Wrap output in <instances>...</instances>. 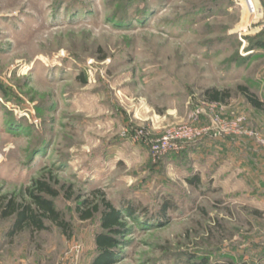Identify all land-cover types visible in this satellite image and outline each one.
I'll return each mask as SVG.
<instances>
[{
  "label": "rangeland",
  "instance_id": "rangeland-1",
  "mask_svg": "<svg viewBox=\"0 0 264 264\" xmlns=\"http://www.w3.org/2000/svg\"><path fill=\"white\" fill-rule=\"evenodd\" d=\"M254 21L234 0H0V201L47 179L70 224L11 238L0 215V264H91L104 200L114 264H264V110L237 89L264 101ZM186 123L211 130L155 155Z\"/></svg>",
  "mask_w": 264,
  "mask_h": 264
},
{
  "label": "trees",
  "instance_id": "trees-1",
  "mask_svg": "<svg viewBox=\"0 0 264 264\" xmlns=\"http://www.w3.org/2000/svg\"><path fill=\"white\" fill-rule=\"evenodd\" d=\"M264 47V42H258L256 45L249 46L250 50L254 48ZM238 92L243 95L246 100L256 109L264 110V101L258 94L251 90L248 85L240 84L237 87ZM208 99L214 102H221L225 98L230 97L228 90L218 88H210L206 90ZM190 183L198 184L199 177L195 176L189 179ZM59 195V190L55 189L47 179H37L33 181L32 188L29 189V201H20L13 197H5L0 201V215L3 218H14L12 227L7 231V235L11 238L16 233L21 232L25 228L32 231H42L49 229L48 221L67 230L70 224L66 222L63 214L55 206L52 198ZM100 211L99 206L90 207L81 210V218L86 220L94 216ZM127 214L134 216L139 209L135 204L129 203L126 207ZM125 214L122 209L116 208L110 201L104 200V209L101 213L102 231L98 232L95 241L98 252L92 260L91 264H114L118 261L120 251L118 235L123 232L125 226ZM193 264H209L205 259L196 261ZM212 264H237L233 261L215 262ZM239 264H248L242 262Z\"/></svg>",
  "mask_w": 264,
  "mask_h": 264
},
{
  "label": "built area",
  "instance_id": "built-area-1",
  "mask_svg": "<svg viewBox=\"0 0 264 264\" xmlns=\"http://www.w3.org/2000/svg\"><path fill=\"white\" fill-rule=\"evenodd\" d=\"M239 5L243 6L245 10L253 16L256 21L254 23L258 24L255 26V31L259 32L264 28V0H234ZM252 29V24H249L244 27L239 33L242 35L244 32H247L248 29ZM208 106L214 107L220 102H205ZM202 111L197 110L192 114L193 118L199 117ZM210 127L200 128L191 123L183 124L169 132H167L163 137L153 142L152 149L154 150L155 155H162L169 150L177 149V141L180 139H194L206 131H210Z\"/></svg>",
  "mask_w": 264,
  "mask_h": 264
}]
</instances>
